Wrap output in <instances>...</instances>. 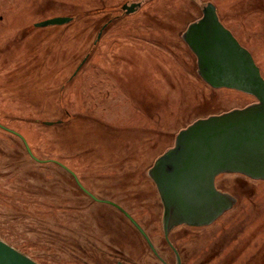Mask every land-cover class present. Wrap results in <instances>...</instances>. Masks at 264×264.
<instances>
[{
  "label": "rangeland",
  "instance_id": "rangeland-1",
  "mask_svg": "<svg viewBox=\"0 0 264 264\" xmlns=\"http://www.w3.org/2000/svg\"><path fill=\"white\" fill-rule=\"evenodd\" d=\"M133 1L140 6L125 13ZM207 2L264 78V0H0V124L41 160L0 127L1 240L40 264H116V248L157 264L122 213L62 165L160 241L154 160L197 118L256 101L197 73L182 34ZM55 16L71 20L34 25ZM215 185L234 203L198 228L216 237L203 255L215 245L227 264H264V180L223 172Z\"/></svg>",
  "mask_w": 264,
  "mask_h": 264
},
{
  "label": "water",
  "instance_id": "water-1",
  "mask_svg": "<svg viewBox=\"0 0 264 264\" xmlns=\"http://www.w3.org/2000/svg\"><path fill=\"white\" fill-rule=\"evenodd\" d=\"M140 4V1L124 3L121 9L128 14ZM70 20L69 16H55L34 25L42 27ZM182 37L196 56L197 73L203 81L213 88L226 87L248 93L256 101L241 108L197 118L179 130L173 146L154 160L148 175L155 183L163 205L165 234L171 226L180 223L208 224L232 206L234 197L215 185L218 174L239 173L264 180V78L251 53L221 23L215 6L210 2L202 6V15L187 26ZM56 122L60 120H45L43 124ZM0 127L16 134L27 153L41 161L33 155L20 133L2 124ZM62 166L86 191L75 173ZM89 194L96 200L111 202ZM120 209L146 237L136 221ZM0 264L40 263L0 239Z\"/></svg>",
  "mask_w": 264,
  "mask_h": 264
},
{
  "label": "flooded vegetation",
  "instance_id": "flooded-vegetation-1",
  "mask_svg": "<svg viewBox=\"0 0 264 264\" xmlns=\"http://www.w3.org/2000/svg\"><path fill=\"white\" fill-rule=\"evenodd\" d=\"M81 190L85 194H87L89 197H91L93 200L97 202H101V203H107L111 205L112 207H114L115 209H117L120 213H122V215L130 222L132 227L143 237L145 243L147 244V246L149 247V250L151 251L152 257L155 258V260L157 261V264H190L188 263V255H192V254H194L195 257L198 255V260L193 264H218L219 262L218 259L220 258L221 259L225 258L224 260H222V262H224L223 264H227L230 262V260L227 261L228 257L223 255L222 249L218 248L215 245L212 246V248L214 247V249H211V248L208 249L207 253L203 255L205 248L208 246L207 244L210 245V243H212L216 237L209 236V238H207L205 234H198V228L207 227L211 225L212 223L217 221L218 217L222 215L225 211H227L229 208L224 210L216 219H214L212 222L208 224L198 226V225H188L185 223H180V224L171 226L168 229L167 233L165 234L163 231V226H162L163 205L161 203L162 211H161V217H160V224H161L162 234L160 235V238H161L160 241L156 243L155 240L153 239V233H152L153 230H150V232L147 231L142 226V223L139 220H137V218L131 212L127 211L124 208V206H122L121 204L111 199L97 197L92 192H90L88 189H86V191H84L83 189ZM87 191L91 193L94 197H96L97 199L108 200L114 203L115 205L112 204L111 202L96 200ZM117 205L120 208H122L124 211H126L136 221V223L144 231L147 238L134 225V223L130 221V219L124 214V212L121 211V209L117 207ZM202 238L205 243H203ZM187 239L195 241L194 249L187 250L185 249L184 245L181 246V244L185 243ZM115 256H116V264H143V262L139 260L138 254H134L133 252H131V250L130 252L129 251L126 252L121 248H116ZM155 263L153 261V263L150 262L148 264H155ZM145 264H147V262H145Z\"/></svg>",
  "mask_w": 264,
  "mask_h": 264
}]
</instances>
